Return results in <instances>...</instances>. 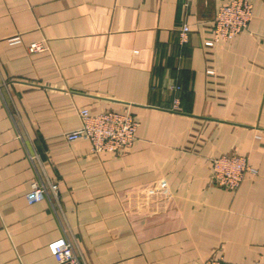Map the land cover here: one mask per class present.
<instances>
[{
    "label": "crops",
    "instance_id": "1",
    "mask_svg": "<svg viewBox=\"0 0 264 264\" xmlns=\"http://www.w3.org/2000/svg\"><path fill=\"white\" fill-rule=\"evenodd\" d=\"M228 1L0 0V264H55L60 238L84 264H263L264 0L206 48ZM83 109L129 112L133 145L69 142ZM229 154L236 190L213 181ZM37 177L55 205L28 204Z\"/></svg>",
    "mask_w": 264,
    "mask_h": 264
},
{
    "label": "built area",
    "instance_id": "2",
    "mask_svg": "<svg viewBox=\"0 0 264 264\" xmlns=\"http://www.w3.org/2000/svg\"><path fill=\"white\" fill-rule=\"evenodd\" d=\"M252 14L253 5L249 0H229L219 7L213 22L212 36L204 42V46L214 48L234 40L248 29ZM179 31L181 44H187L190 27L185 24ZM30 50H42V46L32 44ZM80 116L82 126L66 133L65 137L69 142L79 140L90 142L91 152L94 154L104 152L121 154L128 150L136 139L139 123L129 112L107 111L92 115L88 109H83L80 111ZM252 171L247 158L240 154L224 155L212 160L213 181L217 186L227 190L239 188L245 175ZM58 198V185H45L38 177L33 180L31 189L26 195L28 204H36L44 200L54 204ZM48 247L55 258V264H84L66 238L54 240ZM206 264L231 263L221 257H213Z\"/></svg>",
    "mask_w": 264,
    "mask_h": 264
}]
</instances>
